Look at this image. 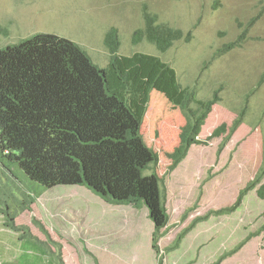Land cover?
I'll use <instances>...</instances> for the list:
<instances>
[{"label": "rangeland", "instance_id": "rangeland-1", "mask_svg": "<svg viewBox=\"0 0 264 264\" xmlns=\"http://www.w3.org/2000/svg\"><path fill=\"white\" fill-rule=\"evenodd\" d=\"M144 9L159 23L190 33L188 43L176 42L164 54L145 41L133 45L132 34L142 27ZM110 28L118 31L121 55L160 56L200 99L220 90V102L205 121L200 141L220 125L230 126L242 109L243 123L228 143L222 146L223 135L194 146L185 161L170 171L166 155L177 145L183 119L157 92L151 94L141 134L158 154L152 169L163 180L169 216L168 234L157 243L159 255L151 248L153 224L146 209L108 206L80 186L43 189L0 155V202L16 212L15 226L47 241L24 245L18 234L4 227L1 215L0 264H21V243L31 250L24 260L54 264L53 259L42 258L44 251L52 254L51 247L58 252L51 240L60 244L62 264H79L82 259V264H90L89 257L104 264L106 255L111 256V264H157L159 258L163 264H214L242 243L224 264H264V200L248 189L264 161V0H0V48L35 34L56 35L81 47L95 65L104 68L108 53L103 39ZM244 31L237 47L225 48ZM243 192L247 193L234 212L216 214L232 208ZM24 196L34 202L28 205ZM198 218L206 219L189 229ZM111 223L118 228L110 233V243L104 242L103 253L98 246L92 248L90 242L105 238ZM186 230L184 247L166 253L177 234ZM81 231L85 233L77 242ZM36 251L39 255H32Z\"/></svg>", "mask_w": 264, "mask_h": 264}, {"label": "trees", "instance_id": "trees-1", "mask_svg": "<svg viewBox=\"0 0 264 264\" xmlns=\"http://www.w3.org/2000/svg\"><path fill=\"white\" fill-rule=\"evenodd\" d=\"M142 18V27L132 35L133 45L145 41L164 54L173 43L189 41L190 33L159 23L147 9ZM244 37L245 31L225 48L237 47ZM104 45L109 59L103 69L75 43L56 35L35 34L0 48V155L43 189L82 186L107 204L147 208L154 224L152 248L159 255L157 243L167 233L169 217L162 180L152 169L158 155L141 135L151 94L157 92L154 94L183 119L177 145L166 155L170 171L186 159L193 146L206 145L223 135L222 146L228 143L243 123L245 111L242 109L230 126L220 125L202 142L199 135L212 108L220 102L219 89L209 99H198L160 57L139 52L119 55L120 39L115 28L105 34ZM248 189L264 200V161ZM247 192L232 208L216 214L234 212ZM1 206L4 227L18 234L24 245L38 246V239L27 228L15 226L16 213ZM204 219L194 220L189 229ZM187 233H180L166 253L177 249ZM24 245L20 244L24 250L19 263L31 264L24 260L29 255L25 252H31ZM239 247L221 255L215 264L232 256ZM42 254V258L62 264L59 254ZM157 264H163V259L159 258Z\"/></svg>", "mask_w": 264, "mask_h": 264}, {"label": "clouds", "instance_id": "clouds-1", "mask_svg": "<svg viewBox=\"0 0 264 264\" xmlns=\"http://www.w3.org/2000/svg\"><path fill=\"white\" fill-rule=\"evenodd\" d=\"M142 24H143V22H142ZM169 27H170V26H169ZM110 29H111V28H110ZM135 31H136V30H135ZM135 31H134V32H135ZM107 32H108V31H107ZM107 32H106V33H107ZM117 32H118V31H117ZM134 32H133V33H134ZM184 34H185V33H184ZM132 35H133V34H132ZM104 37H105V35H104ZM119 39H120V37H119ZM180 42H184V41H180ZM103 43H104V39H103ZM175 43H176V42H175ZM175 43H173V45H174ZM185 43H188V42H185ZM104 47H105V45H104ZM120 47H121V44H120ZM80 48H81V47H80ZM171 48H172V47H171ZM171 48H170V49H171ZM81 49H82V48H81ZM105 49H106V47H105ZM170 49H169V50H170ZM169 50H168V51H169ZM106 51H107V49H106ZM168 51H166V53H167ZM107 53H108V51H107ZM119 55H121V54H120V48H119ZM131 55H132V54H131ZM122 56H125V55H122ZM127 56H129V55H127ZM88 57H89V56H88ZM158 57H160V56H158ZM160 58H161V57H160ZM108 59H109V54H108ZM161 59H162V58H161ZM90 60H91V59H90ZM162 60H163V59H162ZM164 62H165V61H164ZM92 63H93V62H92ZM166 63H167V62H166ZM93 64H94V63H93ZM107 64H108V62H107ZM167 64H169V63H167ZM94 65H95V64H94ZM169 65H170V64H169ZM96 66H97V65H96ZM106 66H107V65H106ZM106 66H105V67H106ZM170 66H171V65H170ZM97 67H98V66H97ZM105 67H104V68H105ZM171 67H172V66H171ZM172 68H173V67H172ZM100 69H103V68H100ZM173 69H174V68H173ZM174 70H175V69H174ZM175 72H176V70H175ZM176 74H177V72H176ZM177 77H178V74H177ZM178 80H179V77H178ZM179 82H180V81H179ZM180 84H181V82H180ZM181 85H182V84H181ZM182 86H183V85H182ZM183 87H184V86H183ZM185 88H186V87H185ZM216 90H217V89H216ZM198 99H200V98H198ZM208 99H209V98H208ZM201 100H206V99H201ZM143 123H144V122H143ZM241 125H242V124H241ZM202 128H203V127H202ZM141 129H142V127H141ZM238 129H239V128H238ZM238 129H237V130H238ZM236 132H237V131H236ZM236 132H235V133H236ZM235 133H234V134H235ZM141 135H142V134H141ZM199 136H200V135H199ZM233 136H234V135H233ZM233 136H232V137H233ZM142 138H143V136H142ZM231 139H232V138H231ZM143 140H144V139H143ZM144 142H145V141H144ZM145 144H146V143H145ZM146 145H147V144H146ZM193 147H194V146H193ZM149 148H150V147H149ZM191 148H192V147H191ZM150 149H151V148H150ZM190 150H191V149H190ZM153 151H154V150H153ZM154 152H155V151H154ZM155 153H156V152H155ZM156 154H157V153H156ZM157 155H158V154H157ZM166 157H167V156H166ZM187 157H188V156H187ZM187 157H186V158H187ZM158 159H159V158H158ZM167 159H168V158H167ZM158 161H159V160H158ZM184 161H185V160H184ZM169 162H170V161H169ZM170 164H171V163H170ZM180 164H181V163H180ZM157 175H158V174H157ZM26 177H27V176H26ZM158 177H159V175H158ZM159 178H160V177H159ZM160 179L162 180V178H160ZM162 185H163V180H162ZM57 187H61V186H57ZM73 187H74V186H73ZM80 187H82V186H80ZM53 188H55V187H53ZM53 188H51V189H53ZM85 188H86V187H85ZM86 189H87V188H86ZM87 190H89V189H87ZM162 190H163V187H162ZM89 191H90V190H89ZM90 192H91L92 194H94L92 191H90ZM163 194H164V193H163ZM94 195H95V194H94ZM95 196L98 197L97 195H95ZM164 196H165V195H164ZM23 198L26 199V200H29V199H27V198H28L27 196H24ZM98 198H99V197H98ZM99 199H101V198H99ZM101 200H102V199H101ZM102 201H103V200H102ZM33 202H34V201H32V202L29 203V202L27 201V204H28V205H31V203H33ZM0 203H1V202H0ZM103 203H105V202L103 201ZM1 204H2V205H5V204H3V203H1ZM27 204H26V205H27ZM105 204L108 205V206H115V205H110V204H107V203H105ZM28 205H27V206H28ZM5 206H7V205H5ZM20 206H21V207H24V206H22V204H20ZM7 207H8V206H7ZM25 207H26V206H25ZM115 207H130V208H133V207H131V206H122V205L115 206ZM8 209H9V208H8ZM21 209H22V208H21ZM133 209H134V208H133ZM142 209H143V210H142ZM144 209L147 210V208L134 209V210H135V211H140V210H141V211H144ZM141 211H140V212H141ZM166 212H167V211H166ZM11 213H16V212H11ZM167 215H168V214H167ZM0 216H1V214H0ZM2 217H3V215H2ZM147 217H148V219H149V216H148V210H147ZM168 217H169V216H168ZM138 218H139V217H137V218H135V219L133 220V221H134V228H133V230H135V231H136V220H138ZM149 220H150V219H149ZM150 221H151V220H150ZM151 222H152V221H151ZM152 224H153V222H152ZM111 226H112L113 229H110L109 231L106 230V232H105V234H104L105 238L103 239V243L106 242V241H107L108 243H110V239H109L110 233H112V231L114 232L115 228H118V224H117V223H111ZM145 226H146V228H147V230H148L147 225H145ZM177 227H178V225H177ZM165 229H166V231H167V233H166V235H167V234H168V231H169V221H168V225H167V227H166ZM139 230H140V227H139ZM139 230H138V232H140ZM115 231H116V230H115ZM138 232H137V233H138ZM153 232H154V224H153V229H152L151 234H153ZM179 234H180V233H178L177 236H178ZM56 235H58V234H56ZM166 235H165V236H166ZM33 236H34V235H33ZM165 236H164V237H165ZM177 236L174 238V241H175V239L177 238ZM34 237H35L36 239H38V241H39V243H40L39 245L47 244V241H45L42 237H39V236H34ZM185 239H186V238H184V239L182 240V242L180 243V245H179V247L177 248V250H178L179 248L182 249V248L184 247V241H185ZM51 241H52V243H53L54 245H57V247H58V252H57L56 254H55V250H54V248L51 247V249H53L52 254L56 256V255L59 254L60 244H59L58 242L53 241V240H51ZM129 241H130V240H129ZM174 241H173V243H174ZM151 248H152V247H151ZM84 251H85V250H84ZM101 252L103 253L102 250H101ZM119 254L122 255L121 253H119ZM154 254H155V253H154ZM106 256H107V255H106ZM89 258H90V264H91V262H94V261H95V263H98V264H99L97 258H91V257H89ZM102 259H103V258H102ZM218 259H219V258H218ZM218 259H217V261H218ZM103 261L105 262L104 264H111V263H108V262H109V259H108V258H106V260L103 259ZM217 261H216V262H217ZM224 261H225V260H223L220 264H224ZM216 262H215V263H216ZM215 263H214V264H215Z\"/></svg>", "mask_w": 264, "mask_h": 264}, {"label": "crops", "instance_id": "crops-1", "mask_svg": "<svg viewBox=\"0 0 264 264\" xmlns=\"http://www.w3.org/2000/svg\"><path fill=\"white\" fill-rule=\"evenodd\" d=\"M101 229L103 230L104 227H102ZM111 229H112V228H111ZM112 232H113V231H112ZM84 233H85V231H81V233L78 234V238H77V240H75V241H77V242H81L80 237L83 236ZM57 236H58L59 238H63L62 235H57ZM103 239H104V238H101V237L93 239V240L90 242V246H92V248L98 246L99 251L101 252V250L104 248ZM55 242H56V241H55ZM69 244L71 245V242H70ZM94 244H95V245H94ZM71 246H72V245H71ZM76 251H77V254H78V257H79V260H80L81 253H82V246H80L78 249H76ZM91 256H92V255H91ZM106 258L109 259V258H111V256H110V255H109V256H106ZM82 260H83V259H82ZM82 260L79 261V264H82ZM97 260H98V259H97ZM98 262H99V261H98ZM99 264H100V263H99Z\"/></svg>", "mask_w": 264, "mask_h": 264}]
</instances>
